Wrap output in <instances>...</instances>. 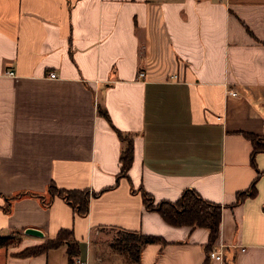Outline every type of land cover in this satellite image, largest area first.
Listing matches in <instances>:
<instances>
[{
	"label": "crops",
	"instance_id": "1",
	"mask_svg": "<svg viewBox=\"0 0 264 264\" xmlns=\"http://www.w3.org/2000/svg\"><path fill=\"white\" fill-rule=\"evenodd\" d=\"M187 188L221 203L223 260L142 195ZM64 229L87 264H131L120 231L162 238L132 264H264V0H0V264H70L67 242L21 255Z\"/></svg>",
	"mask_w": 264,
	"mask_h": 264
},
{
	"label": "trees",
	"instance_id": "2",
	"mask_svg": "<svg viewBox=\"0 0 264 264\" xmlns=\"http://www.w3.org/2000/svg\"><path fill=\"white\" fill-rule=\"evenodd\" d=\"M100 112L107 114V111L100 109ZM120 138L124 142L123 149L120 155L121 162V176H128L129 169L134 160V140L133 136L119 131ZM253 140L254 138L251 137ZM263 149L255 146L254 152ZM254 184L250 189L241 191L240 196L251 194L253 192ZM50 190L54 194H59L66 198L78 212L87 214L89 211V201L92 193L88 189H60L56 185L51 184ZM142 195L146 206L150 209H155L160 212L163 218L173 225H190L205 226L210 229L209 242L206 246L209 255L212 250V245L215 243L219 236V229L222 220V205L211 200L204 198L197 190L187 188L183 191L181 197L175 201L161 200L155 202L153 196L147 191L142 189ZM71 230H61L58 235L53 239H48L44 243L28 247L21 252V255H34L45 252L50 248L62 245L64 242L68 244V254L70 264H76V257L80 253V246L78 242L70 241ZM129 238H123L124 245L120 247L125 251L130 258L138 261L140 251L144 244L149 242L159 241L160 236L144 234L137 231H122ZM19 238L14 236H0V247H9L12 244L18 243ZM117 247V246H116ZM119 248V247H118Z\"/></svg>",
	"mask_w": 264,
	"mask_h": 264
},
{
	"label": "built area",
	"instance_id": "3",
	"mask_svg": "<svg viewBox=\"0 0 264 264\" xmlns=\"http://www.w3.org/2000/svg\"><path fill=\"white\" fill-rule=\"evenodd\" d=\"M7 73L13 75V74H15V71L14 70H9V71H7ZM50 75H51V77H56L57 73L55 71H52L50 73ZM144 75H145V72L143 70H141L139 72V76L142 77ZM230 92L233 93V94H237V92L233 91V90H230ZM209 257L210 258H214V259L223 260L224 259L223 250H221V249L220 250L219 249H212L210 251V253H209ZM75 259H76L77 264H87L86 261L81 260L79 257H76Z\"/></svg>",
	"mask_w": 264,
	"mask_h": 264
},
{
	"label": "rangeland",
	"instance_id": "4",
	"mask_svg": "<svg viewBox=\"0 0 264 264\" xmlns=\"http://www.w3.org/2000/svg\"><path fill=\"white\" fill-rule=\"evenodd\" d=\"M115 234H114L115 238L113 239L114 240V245L119 247V248L123 247V245H124L123 238L125 239V238H129V237L127 235H125V233H122L121 231L117 232ZM129 258H130V255H129ZM132 263H133V259H131V264Z\"/></svg>",
	"mask_w": 264,
	"mask_h": 264
},
{
	"label": "water",
	"instance_id": "5",
	"mask_svg": "<svg viewBox=\"0 0 264 264\" xmlns=\"http://www.w3.org/2000/svg\"><path fill=\"white\" fill-rule=\"evenodd\" d=\"M26 232L33 233V234H38V235H42L43 234V232L40 229L35 228V227L26 228Z\"/></svg>",
	"mask_w": 264,
	"mask_h": 264
}]
</instances>
